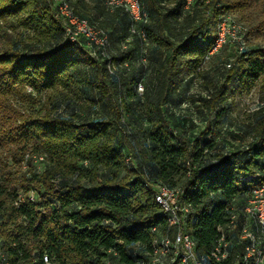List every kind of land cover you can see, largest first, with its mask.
<instances>
[{"label": "trees", "instance_id": "16d2710c", "mask_svg": "<svg viewBox=\"0 0 264 264\" xmlns=\"http://www.w3.org/2000/svg\"><path fill=\"white\" fill-rule=\"evenodd\" d=\"M53 1L0 0V23L23 12L27 17L21 24L30 28L33 40L55 38L51 46L40 47L38 40L24 50L0 48V150L21 170L12 180L0 176V264H146L151 229H166L154 200L155 184L184 191L180 202L192 213L185 228L198 256H208L218 227L228 223L227 213L246 207L264 185V108L252 128V145L215 159L218 135L209 143L192 139L183 121L172 125L164 106L176 101L181 76L191 83L212 56L216 24L226 12L251 13L254 30L264 33V0H200V10L189 0H171L168 9L166 0H139L148 15L140 23L110 8L108 0L94 1V17L80 0H66L77 17L106 37L101 50L93 46L96 58L84 43L65 40ZM101 9L108 17L120 16L108 20L110 30L98 23ZM126 36L135 42V51H122ZM150 43L169 51L158 63L152 62ZM236 54V62L222 69L218 100L224 106L226 89L238 82L248 90L264 75V48ZM81 64L91 71V97L101 108V119L77 122L11 104L43 107L42 93L69 89L71 71L79 73ZM129 64H134L131 69ZM112 66L124 74L112 72ZM206 102L215 108L214 101ZM223 113L222 106L218 119ZM126 118L135 132L128 131ZM235 243L226 260L212 264H235L242 252Z\"/></svg>", "mask_w": 264, "mask_h": 264}, {"label": "rangeland", "instance_id": "374dc122", "mask_svg": "<svg viewBox=\"0 0 264 264\" xmlns=\"http://www.w3.org/2000/svg\"><path fill=\"white\" fill-rule=\"evenodd\" d=\"M94 1L84 0L83 2L85 12L90 17H94L93 7L91 6ZM189 3L200 10V0H189ZM148 4L151 7V4ZM163 5L165 9H168V7L172 6L171 0H166V2H163ZM100 12L101 14L97 18L98 23L107 30L111 29L108 25V20L111 17L115 20L120 19V16L115 15V13L110 14L111 17H108L109 15L102 9ZM226 13L225 15L229 16L236 27L239 28V31L236 32L235 40L229 42L228 45L222 47L219 51L210 53L212 56L204 59L197 70L198 72L196 71V74L199 75L194 76L191 79V83L187 79L188 76H181L182 83L178 86V92L175 94L176 101L164 106L165 110L171 115L172 125L176 127L177 122L181 123L183 121L187 125L188 134L192 139H200L201 142L209 143L215 134L218 135L215 138L217 149L215 148L216 150L212 152L215 155V159L220 157L227 158L232 154L241 151L244 152L252 145V128L257 120L259 110L264 108V75L256 80L248 90L246 86H243L246 88L243 89L242 85L238 82L234 83L230 90L226 89L222 97L227 101L225 106L224 103L218 100V95L221 91L220 85L224 81L222 70L224 69V65L236 62V53L241 54L244 51L264 48V33H259L254 30V26L251 23V13L247 12L244 16L236 12ZM26 17L21 12L16 17L9 19L6 23H0L1 49H13L17 46L20 50H24L26 49L25 45L27 48L31 47L38 40L41 41L39 42L40 47L44 46L45 43L47 46L55 43V38L49 40H43L44 38L33 40L30 28L21 24ZM107 17L108 19H106ZM92 19L96 21V18ZM5 31L7 34L4 35ZM209 31L212 32L211 35L215 34L213 28L209 27ZM249 31L250 33L247 36ZM49 35L52 36L53 32L49 33ZM155 46L154 43L149 44L153 56L152 62L158 63L162 58V53L165 55L169 51L166 46H161L160 49L155 50ZM132 50H136V44L129 36H126L122 51L129 53ZM133 62L137 66L136 63L138 62L136 60H133ZM133 65L130 66L129 64V69ZM84 67L85 64H81L78 69L79 73L74 72V69L71 71L72 82L69 84V89L57 87V89L48 94L42 93L40 99L44 103L43 107L36 106L30 109V104L16 103V100H11V104L20 107L24 111L32 110L41 114L49 111L53 115L65 118L74 117L77 122H82V120L90 122L101 119L103 116L101 108L92 101L93 98L91 97L90 83H93L91 71L89 68ZM111 71L117 72L118 75L124 74L122 68L117 66H112ZM128 85L131 87L133 83L129 81ZM211 100L214 101L215 108H212L206 102ZM222 106L224 107V113L218 119V109ZM125 122L128 125V131L131 133L135 132V124L129 118H126ZM114 141L119 147L121 143L118 141V135H116ZM8 157L7 152L0 150V176L4 178L8 176L12 180L13 178L20 177L21 170L15 167L12 164L11 158ZM38 162L34 160L33 163L38 166ZM37 168L39 169V167ZM10 187H13L12 183H10ZM250 202L247 206H251Z\"/></svg>", "mask_w": 264, "mask_h": 264}, {"label": "built area", "instance_id": "2783aa9c", "mask_svg": "<svg viewBox=\"0 0 264 264\" xmlns=\"http://www.w3.org/2000/svg\"><path fill=\"white\" fill-rule=\"evenodd\" d=\"M53 4L56 17L62 20L65 40L78 45L84 43L90 55L96 58L93 46L101 50L107 44L106 37L90 26L87 20L77 17L66 0H54ZM107 5L122 9L135 23L148 20L139 0H108ZM238 29L229 16L222 15L216 24L217 39L211 53L234 41ZM132 32L135 33L134 30ZM138 35L145 41L143 32ZM138 91L142 93L141 85H138ZM153 189L154 200L166 222V229L163 232L156 226L151 229L154 239L146 264L221 263L228 258L234 241L242 245L241 255L235 264H264V185L253 192L251 206L237 210L231 208L227 213V225L218 227V238L206 257L198 256L191 231L185 228L191 221L192 213L188 205L180 202L184 191L179 187L169 188L160 184H155ZM30 200L34 201L32 195ZM235 232L236 239L231 237Z\"/></svg>", "mask_w": 264, "mask_h": 264}, {"label": "crops", "instance_id": "0c3cea01", "mask_svg": "<svg viewBox=\"0 0 264 264\" xmlns=\"http://www.w3.org/2000/svg\"><path fill=\"white\" fill-rule=\"evenodd\" d=\"M81 1V3H83L84 2V0H80ZM77 8H79V7H77Z\"/></svg>", "mask_w": 264, "mask_h": 264}]
</instances>
